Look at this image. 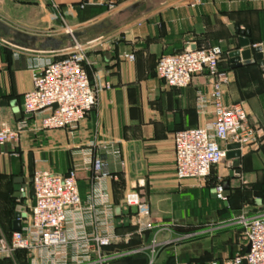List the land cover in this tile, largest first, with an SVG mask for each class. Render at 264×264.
<instances>
[{
  "label": "crops",
  "instance_id": "crops-1",
  "mask_svg": "<svg viewBox=\"0 0 264 264\" xmlns=\"http://www.w3.org/2000/svg\"><path fill=\"white\" fill-rule=\"evenodd\" d=\"M53 1L65 18L77 21V39L92 43L87 65L92 81L110 82L112 87L102 91L99 106L75 130H32L35 116L23 108L24 94L33 87L32 69L44 58L64 57L72 37L62 30L50 0H0V21L41 39L38 49H29L6 40L12 35L0 29V129L27 124L17 141L0 145V236L10 238L18 231L19 205L27 212L33 206L29 191L37 167L65 174L77 164L83 200L87 203L101 186L114 207L117 237L105 248L104 264H150L152 248L153 264H232L248 250L238 215L264 213V193H256L257 187L264 192V0H200L195 6L194 0H167L157 6L144 3L120 17L143 1L123 0L115 12L103 8L98 14L93 8L97 16L87 21L80 20L74 7L80 0ZM237 26L251 32L253 43L247 48L254 62L233 67L230 53L246 48ZM50 37L58 39L59 46L43 47ZM101 37L111 45L93 42ZM211 45L222 46L220 65L230 73L225 102L244 105L259 141L240 159H226L216 167V181L180 180L174 133L214 120L211 104L203 112L198 105L199 93L211 87L207 74L201 73L188 87L171 88L157 75V63L164 54ZM253 45L262 47L263 64ZM125 51L134 53L135 60L121 58ZM89 151L94 164L87 160ZM218 177L228 184L227 201L217 198ZM17 183L29 189L20 198L14 197ZM132 190L148 204L156 226L143 235L136 232L131 211L123 212L125 195ZM25 224L20 222L21 229ZM0 264H32V259L28 251L18 250L2 257Z\"/></svg>",
  "mask_w": 264,
  "mask_h": 264
},
{
  "label": "built area",
  "instance_id": "built-area-1",
  "mask_svg": "<svg viewBox=\"0 0 264 264\" xmlns=\"http://www.w3.org/2000/svg\"><path fill=\"white\" fill-rule=\"evenodd\" d=\"M50 1L65 22L60 5ZM122 1L80 0L74 7L93 6L115 12ZM200 2L194 0L192 5ZM66 33L73 35L74 29L68 27ZM93 42L110 44L111 40L101 37ZM90 44L73 37V44L64 57L44 58L32 69L33 87L25 92L23 103L25 113L35 116L32 130H75L99 106L102 91L112 87L110 82L92 81L87 70ZM223 56L221 45L188 46L182 52L164 54L158 60L157 75L167 86L185 88L196 75L206 73L211 87L208 93H199L198 105L203 112L211 104L214 120L202 127L179 129L174 133L176 175L180 180L206 181L227 159L229 144H238L243 154L259 141L258 130L250 122L244 105L225 102V88L231 78L220 65ZM121 58L134 61L135 54L125 51ZM25 128V122L16 128L3 125L0 145L17 141ZM86 154L88 162L94 164L96 158L92 151ZM93 179L97 186L100 185L98 176ZM31 186L35 190L36 204L20 218L26 223L21 230L14 231L10 238L0 236V260L4 256H14L18 250H26L31 255L32 264H104L108 259L105 248L112 245L117 234L114 207L101 186L86 203L80 194L77 164L65 174L37 167ZM27 191L28 187L20 189L22 195ZM225 191L222 177H218L216 195L221 201L228 200ZM123 206L129 207L139 235L156 227L150 207L138 191H129ZM236 221L244 228V238L250 250L238 254L231 263L243 264L246 260L247 264H264V213L250 216L247 211H242ZM156 243L154 236L153 244ZM155 255L156 249L152 248L150 264L154 263Z\"/></svg>",
  "mask_w": 264,
  "mask_h": 264
},
{
  "label": "water",
  "instance_id": "water-1",
  "mask_svg": "<svg viewBox=\"0 0 264 264\" xmlns=\"http://www.w3.org/2000/svg\"><path fill=\"white\" fill-rule=\"evenodd\" d=\"M167 0H143L142 2L128 8L127 10L121 12L118 16H124L125 14H129L131 13L133 10H135L136 8H138L140 5L144 4V3H149V4H154V6L163 4L164 2H166ZM0 29H2L7 35H12L11 38L6 37V40H8L9 42L12 43H18L21 46H24L25 48H29V49H38L37 47V41H40L41 39H39L36 36H32L29 35L27 33L15 30L11 27H9L6 23H4L3 21H0ZM237 33L240 34L242 36V40L241 43L243 46H245L246 48L243 50L237 49L233 52L230 53V60L233 63V67H239L243 64H250L254 61H252L250 59V49L247 48L248 46H250L253 42L251 41L250 37H251V32L250 31H244V30H240L239 26H237ZM72 37V44H73V37L75 39H77L78 34L74 32L73 35H71ZM78 40V39H77ZM55 47L59 46L60 41L56 38L50 37L48 39H46L45 41H43L42 46H50L53 45ZM72 46V45H71ZM195 48V47H193ZM253 51L256 53L257 58L259 59L260 64H263V53H262V47L261 46H256L253 47ZM239 145L238 144H229L227 146V159H240L242 157V153L241 151L238 149ZM20 189H21V184L17 183L14 186V190H15V194L14 197L20 198L22 197V195L20 194ZM30 195L32 196V205L35 206L36 204V200L34 197L35 194V190L34 187L31 186L30 188ZM225 195L227 197L230 196V191L228 189V184L226 185V191H225ZM123 212L124 214H129L130 209L127 206L123 207ZM27 213V207L25 206H21L19 205L17 208V213H16V218L17 221H15V230H20L21 229V225H20V218L25 217ZM126 222H128V218L126 219ZM250 247H248L247 252H249ZM243 264H247V261L244 260Z\"/></svg>",
  "mask_w": 264,
  "mask_h": 264
},
{
  "label": "trees",
  "instance_id": "trees-1",
  "mask_svg": "<svg viewBox=\"0 0 264 264\" xmlns=\"http://www.w3.org/2000/svg\"><path fill=\"white\" fill-rule=\"evenodd\" d=\"M93 8H97V9H99V11H102L103 10V8L93 7V6H88V7L84 8V9H81L79 7H76V9L79 11V18H80V20L81 21H87V20H90V19L94 18L95 16H97V13L93 12ZM259 188L260 187H257L256 188V193L257 194L264 193L263 192V189L260 188L261 190H259Z\"/></svg>",
  "mask_w": 264,
  "mask_h": 264
},
{
  "label": "rangeland",
  "instance_id": "rangeland-1",
  "mask_svg": "<svg viewBox=\"0 0 264 264\" xmlns=\"http://www.w3.org/2000/svg\"><path fill=\"white\" fill-rule=\"evenodd\" d=\"M104 12V11H103ZM98 14H100V13H102V11H99V12H97ZM139 13H141V12H139ZM57 19V16H53V21H55ZM65 19V22L64 21H62V24H63V31L64 32H66V29L68 28V27H71V28H76V27H74V25L73 24H75L77 21H75L74 19L72 20V19H69V18H64ZM99 19V18H98ZM95 21H97V20H95ZM43 27H47V25L49 26V24H41ZM45 29V28H44ZM39 30V31H45V30ZM51 32H54V31H52L51 30ZM216 171V170H215ZM215 171H213V173H212V175L210 176V178L209 179H207L206 181H202V182H206V183H208V181L210 182V181H214L215 180V177H214V174H215ZM216 181V180H215ZM218 182V181H217Z\"/></svg>",
  "mask_w": 264,
  "mask_h": 264
}]
</instances>
